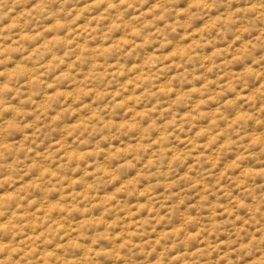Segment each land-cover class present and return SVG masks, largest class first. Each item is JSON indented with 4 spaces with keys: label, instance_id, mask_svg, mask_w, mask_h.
<instances>
[{
    "label": "rangeland",
    "instance_id": "374dc122",
    "mask_svg": "<svg viewBox=\"0 0 264 264\" xmlns=\"http://www.w3.org/2000/svg\"><path fill=\"white\" fill-rule=\"evenodd\" d=\"M0 264H264V0H0Z\"/></svg>",
    "mask_w": 264,
    "mask_h": 264
}]
</instances>
